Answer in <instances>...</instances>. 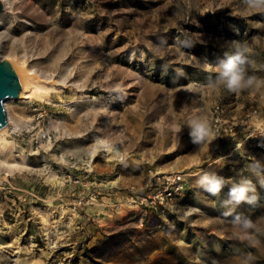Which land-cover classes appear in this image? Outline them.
<instances>
[{
    "label": "rangeland",
    "instance_id": "1",
    "mask_svg": "<svg viewBox=\"0 0 264 264\" xmlns=\"http://www.w3.org/2000/svg\"><path fill=\"white\" fill-rule=\"evenodd\" d=\"M11 1L0 57L46 67L54 87L4 106L17 127L0 147L16 164L0 163V264H245L249 252L264 264V85L231 92L216 81L237 42L253 55L248 74L264 80V10ZM199 116L214 132L201 147L189 135ZM204 174L225 178L217 196ZM242 179L255 205L231 202ZM237 214L255 222L251 238Z\"/></svg>",
    "mask_w": 264,
    "mask_h": 264
},
{
    "label": "clouds",
    "instance_id": "2",
    "mask_svg": "<svg viewBox=\"0 0 264 264\" xmlns=\"http://www.w3.org/2000/svg\"><path fill=\"white\" fill-rule=\"evenodd\" d=\"M248 8L253 10H264V0H245ZM236 52L228 56L224 61L217 65L219 71L216 74V81H222L221 88L231 92H239L242 89H251L259 82V86L264 85V80L255 75L248 74V69L255 62L252 53L248 52V45L237 42ZM189 135L192 137L193 144L201 147L211 142L214 132L206 116H199L189 125ZM200 183L205 187V191L211 196H217L226 186V180L215 174H204ZM264 186V181H262ZM251 193V195H250ZM231 202L239 205L241 203L255 205L259 201L256 188L251 179H242L239 182L233 181L229 188ZM239 221L242 228L248 231L249 238L256 233L255 222L248 217L241 218L237 214L233 222ZM247 242V239L246 241ZM254 247L253 245H249ZM254 254L246 253L245 264H255Z\"/></svg>",
    "mask_w": 264,
    "mask_h": 264
},
{
    "label": "bare ground",
    "instance_id": "3",
    "mask_svg": "<svg viewBox=\"0 0 264 264\" xmlns=\"http://www.w3.org/2000/svg\"><path fill=\"white\" fill-rule=\"evenodd\" d=\"M1 2L3 5V8L0 11V16L2 14H4L5 12L12 11L14 9L15 5L14 4H13L14 6L12 5L11 0H1ZM9 60L12 63V65H13L16 73H17L21 88H20V93L17 97H11L10 96L4 100L3 104H4L5 108H7L8 101L10 102V100H24V99H31L33 97L42 99L45 96L47 97V94H48L50 88H53L54 85H53V83L50 82V80H47V77L49 75L47 76L44 73L46 67L43 68L44 69L43 73L39 74V72L36 73V71L32 67H30L26 64L24 57H22L21 55L16 54L14 56H11L9 58ZM16 127H17V124H16L15 120L12 119V117L10 116V114L7 111V122L4 126H2L0 128V147L2 148L3 151H6L7 148H9V149L11 148V142H8L5 139V136H4L5 133L7 132V130L9 128L14 129ZM0 163H5L9 167L12 165V163L15 164L14 162H11V161L7 162L2 158H0Z\"/></svg>",
    "mask_w": 264,
    "mask_h": 264
},
{
    "label": "water",
    "instance_id": "4",
    "mask_svg": "<svg viewBox=\"0 0 264 264\" xmlns=\"http://www.w3.org/2000/svg\"><path fill=\"white\" fill-rule=\"evenodd\" d=\"M3 5L0 0V11ZM20 82L17 73L8 58L0 57V128L7 122L4 100L8 97H17L20 93Z\"/></svg>",
    "mask_w": 264,
    "mask_h": 264
},
{
    "label": "built area",
    "instance_id": "5",
    "mask_svg": "<svg viewBox=\"0 0 264 264\" xmlns=\"http://www.w3.org/2000/svg\"><path fill=\"white\" fill-rule=\"evenodd\" d=\"M167 189V188H166ZM171 194V190H166V195H170Z\"/></svg>",
    "mask_w": 264,
    "mask_h": 264
}]
</instances>
